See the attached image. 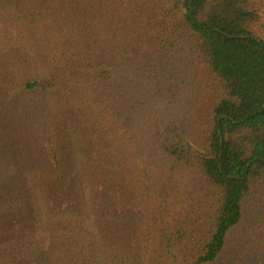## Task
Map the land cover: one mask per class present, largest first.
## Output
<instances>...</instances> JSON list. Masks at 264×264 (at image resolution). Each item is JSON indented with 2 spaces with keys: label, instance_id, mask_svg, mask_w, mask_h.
<instances>
[{
  "label": "trees",
  "instance_id": "1",
  "mask_svg": "<svg viewBox=\"0 0 264 264\" xmlns=\"http://www.w3.org/2000/svg\"><path fill=\"white\" fill-rule=\"evenodd\" d=\"M259 21L0 0V264H264Z\"/></svg>",
  "mask_w": 264,
  "mask_h": 264
},
{
  "label": "rangeland",
  "instance_id": "2",
  "mask_svg": "<svg viewBox=\"0 0 264 264\" xmlns=\"http://www.w3.org/2000/svg\"><path fill=\"white\" fill-rule=\"evenodd\" d=\"M254 8L257 11L260 21L251 27L252 31L264 40V32L261 29V25L264 22V0H253Z\"/></svg>",
  "mask_w": 264,
  "mask_h": 264
}]
</instances>
